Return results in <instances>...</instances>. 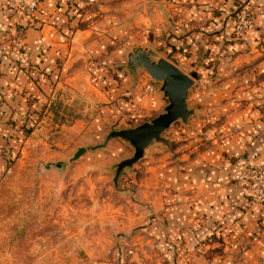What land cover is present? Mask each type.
Segmentation results:
<instances>
[{
  "label": "rangeland",
  "instance_id": "374dc122",
  "mask_svg": "<svg viewBox=\"0 0 264 264\" xmlns=\"http://www.w3.org/2000/svg\"><path fill=\"white\" fill-rule=\"evenodd\" d=\"M222 1L65 0L40 19L51 25L59 44L46 43L37 57L26 54L7 30L8 64L23 71L33 88L13 91L14 104L25 107H11L7 122L0 124V264H230L243 255L224 248L241 242L233 234L234 221L196 216L198 225L189 227L188 238L168 240L155 231L168 224L167 185L157 168L180 166L182 152L198 151L197 119L208 97L202 85L218 82L219 59L208 62L205 74L180 68L194 78L187 96L194 113L164 130L168 141L145 148L117 184L114 164L132 155L133 146L120 137L104 140L109 130L134 126L164 110L129 114L135 95L162 92L144 67L128 70L127 53L141 45L179 62L169 48V40L182 35L176 21L196 30ZM240 3L248 0H236ZM248 5L254 18L264 11V3L258 12ZM30 24L39 28L36 21ZM246 32L231 37L242 41ZM255 40L242 50L257 49L264 57V29ZM78 146L86 150L70 159ZM259 166L264 169V160L249 162L236 177L252 188L239 203L242 211L264 206L251 202ZM258 256L253 264H264V255Z\"/></svg>",
  "mask_w": 264,
  "mask_h": 264
},
{
  "label": "crops",
  "instance_id": "0c3cea01",
  "mask_svg": "<svg viewBox=\"0 0 264 264\" xmlns=\"http://www.w3.org/2000/svg\"><path fill=\"white\" fill-rule=\"evenodd\" d=\"M64 1L40 0L31 14L39 26L35 29L28 21L29 15L14 9L7 0H0V124L7 122L11 107L22 104H14L13 91H21L23 86L33 88L25 81L23 71L8 64L12 51L7 30L11 28L13 37L25 46L26 54L37 57L36 52L46 43L59 44L51 25L40 19L46 20L59 7L57 3ZM248 2H252L257 12L263 9L260 4L264 0ZM236 7V0H224L212 10L209 20H200L196 30L191 23L176 21L183 26L179 28L182 35L169 40L171 55L179 62L169 60L179 68L192 74H205L208 62L219 59L216 66L219 78L216 84L202 85L208 90V97L203 99L197 119L198 151L190 155V149L182 152L184 162L180 166L167 164L165 168H157L167 185L164 214L168 224L155 231L168 240L172 236L188 238L189 227L198 225L196 216L234 221L233 234L237 232L241 242L225 244L224 248L243 255L230 264H253L259 254L258 257L264 255V206L252 212L239 208L244 194L252 192V188L236 177L247 163L264 160V57H259L261 52L257 49L242 50L247 44H255L258 32L264 29V11L257 14L254 26L238 41L231 37ZM161 96L156 90L147 97L135 95L129 114L159 111L165 105Z\"/></svg>",
  "mask_w": 264,
  "mask_h": 264
},
{
  "label": "water",
  "instance_id": "95a60500",
  "mask_svg": "<svg viewBox=\"0 0 264 264\" xmlns=\"http://www.w3.org/2000/svg\"><path fill=\"white\" fill-rule=\"evenodd\" d=\"M144 67L150 76L159 81L162 99L166 102L164 110L150 119L134 126L116 127L105 134L104 140L120 137L133 146L132 155L114 164L115 184L121 172L133 165L144 155V150L153 142L166 143L168 139L162 135L174 121L187 122L194 108L188 105V92L194 84L193 76L185 73L169 59L159 56L156 51L145 46L136 45L127 53V67L135 72L138 67ZM86 148L78 146L70 159L79 157Z\"/></svg>",
  "mask_w": 264,
  "mask_h": 264
},
{
  "label": "built area",
  "instance_id": "2783aa9c",
  "mask_svg": "<svg viewBox=\"0 0 264 264\" xmlns=\"http://www.w3.org/2000/svg\"><path fill=\"white\" fill-rule=\"evenodd\" d=\"M11 3L12 7L26 14H33L40 2V0H7ZM233 33L236 37H240L254 25V17L250 8L241 5L237 7L233 13ZM148 89H152L150 84L146 86ZM258 184L256 193L251 199V202H264V169L260 166L254 173Z\"/></svg>",
  "mask_w": 264,
  "mask_h": 264
},
{
  "label": "trees",
  "instance_id": "16d2710c",
  "mask_svg": "<svg viewBox=\"0 0 264 264\" xmlns=\"http://www.w3.org/2000/svg\"><path fill=\"white\" fill-rule=\"evenodd\" d=\"M248 4H249V2H248L247 4H242V3H240V4L237 5V7H239V6H241V5H244V6L248 7V8H250ZM237 7H236V8H237ZM30 15H31V14H29V16H30ZM28 21H29L30 23L33 22V19L31 18V16H30V19H29ZM23 49H25V46H24V45H23ZM25 52H26V50H25ZM42 71H43V73H44L45 69H42Z\"/></svg>",
  "mask_w": 264,
  "mask_h": 264
}]
</instances>
